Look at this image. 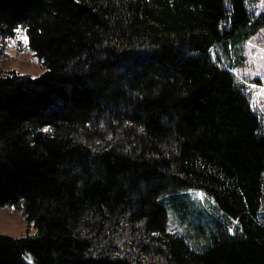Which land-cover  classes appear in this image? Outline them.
<instances>
[{
    "label": "trees",
    "instance_id": "16d2710c",
    "mask_svg": "<svg viewBox=\"0 0 264 264\" xmlns=\"http://www.w3.org/2000/svg\"><path fill=\"white\" fill-rule=\"evenodd\" d=\"M250 9L0 0V41L23 30L43 67L0 75V207L32 231L0 234V264H264L263 128L210 52L238 54L264 26ZM191 190L216 205L203 247L166 228L199 221Z\"/></svg>",
    "mask_w": 264,
    "mask_h": 264
},
{
    "label": "rangeland",
    "instance_id": "374dc122",
    "mask_svg": "<svg viewBox=\"0 0 264 264\" xmlns=\"http://www.w3.org/2000/svg\"><path fill=\"white\" fill-rule=\"evenodd\" d=\"M248 2L251 3L250 10L254 17L264 12V0H248ZM257 29L250 39L240 45L237 55H232V48L225 51L224 48L216 47L210 52L212 57L219 54L217 55L220 57L217 58L218 63L230 70L236 83L242 85L241 89L246 94L251 111L258 117L264 132V26ZM25 37L26 34L20 29L15 36L0 41V75L14 71L37 77L42 73V64L29 49L27 41L24 40ZM186 198L189 200L183 208L185 207L187 212L197 214L199 221L197 224L192 222L193 224L189 225L191 216H186V220L180 223L175 213L169 211L167 231L182 237L190 236L192 239L188 240L189 244L196 247L201 242L203 247L205 246L203 237L200 242L194 243L193 239L196 240L198 237L196 231L192 230L199 225H204L205 222L209 223L216 217V205L200 191H188ZM26 223L21 210L12 206L0 207V234L14 238L26 236L28 232L32 234Z\"/></svg>",
    "mask_w": 264,
    "mask_h": 264
},
{
    "label": "snow or ice",
    "instance_id": "6c2138e0",
    "mask_svg": "<svg viewBox=\"0 0 264 264\" xmlns=\"http://www.w3.org/2000/svg\"><path fill=\"white\" fill-rule=\"evenodd\" d=\"M14 31H16L17 33L20 31V29H15ZM25 42L27 41V38H24ZM44 131H48V129H44ZM232 229H229V232H231Z\"/></svg>",
    "mask_w": 264,
    "mask_h": 264
}]
</instances>
